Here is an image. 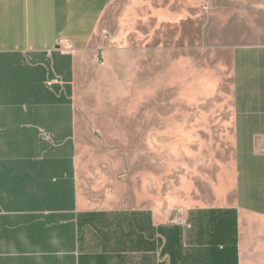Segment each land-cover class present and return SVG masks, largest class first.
I'll list each match as a JSON object with an SVG mask.
<instances>
[{"label":"crops","instance_id":"0c3cea01","mask_svg":"<svg viewBox=\"0 0 264 264\" xmlns=\"http://www.w3.org/2000/svg\"><path fill=\"white\" fill-rule=\"evenodd\" d=\"M117 1L0 0V264H264V44L231 51L230 203L173 211L81 200L72 84ZM126 2L124 12L160 19L188 4ZM94 8L82 37L72 19Z\"/></svg>","mask_w":264,"mask_h":264},{"label":"rangeland","instance_id":"374dc122","mask_svg":"<svg viewBox=\"0 0 264 264\" xmlns=\"http://www.w3.org/2000/svg\"><path fill=\"white\" fill-rule=\"evenodd\" d=\"M127 4L104 13L76 66L80 198L96 207H223L234 189L231 51L264 44V12L253 1L188 0L187 12L160 19L124 12ZM95 10L75 12L80 36Z\"/></svg>","mask_w":264,"mask_h":264},{"label":"built area","instance_id":"2783aa9c","mask_svg":"<svg viewBox=\"0 0 264 264\" xmlns=\"http://www.w3.org/2000/svg\"><path fill=\"white\" fill-rule=\"evenodd\" d=\"M177 223H178L179 225H183V224H184L183 221H181V220H177Z\"/></svg>","mask_w":264,"mask_h":264}]
</instances>
